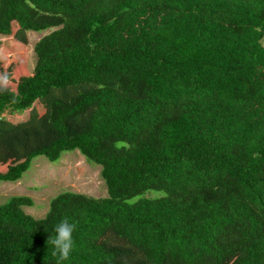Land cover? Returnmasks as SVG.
<instances>
[{"label": "trees", "instance_id": "obj_1", "mask_svg": "<svg viewBox=\"0 0 264 264\" xmlns=\"http://www.w3.org/2000/svg\"><path fill=\"white\" fill-rule=\"evenodd\" d=\"M0 35V182L78 150L107 188L11 196L0 264H55L65 218L64 264H264V0H0Z\"/></svg>", "mask_w": 264, "mask_h": 264}, {"label": "rangeland", "instance_id": "obj_2", "mask_svg": "<svg viewBox=\"0 0 264 264\" xmlns=\"http://www.w3.org/2000/svg\"><path fill=\"white\" fill-rule=\"evenodd\" d=\"M55 27L42 31H28L27 69L32 72L36 63L35 44ZM4 42L6 38L0 35ZM264 45V40L262 41ZM24 114H8L15 122L25 119ZM67 190L85 193L95 197L107 195V188L101 177V166L89 162L78 150L66 151L56 162L49 161L45 156L33 158L28 170L16 181L0 182V204L8 202L13 195H28L34 203L24 206V210L34 217H43L49 209L53 197ZM147 196H162L164 192L150 190Z\"/></svg>", "mask_w": 264, "mask_h": 264}, {"label": "clouds", "instance_id": "obj_3", "mask_svg": "<svg viewBox=\"0 0 264 264\" xmlns=\"http://www.w3.org/2000/svg\"><path fill=\"white\" fill-rule=\"evenodd\" d=\"M76 225L67 218L54 226V235L51 234L47 243L52 247V255L56 258L55 264H64L70 258L73 251V232Z\"/></svg>", "mask_w": 264, "mask_h": 264}]
</instances>
